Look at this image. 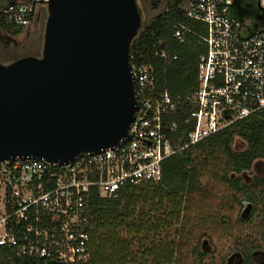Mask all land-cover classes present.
<instances>
[{"label":"built area","instance_id":"1","mask_svg":"<svg viewBox=\"0 0 264 264\" xmlns=\"http://www.w3.org/2000/svg\"><path fill=\"white\" fill-rule=\"evenodd\" d=\"M47 1L9 4L5 21L25 26ZM258 1L264 11V0ZM233 2L184 0L178 7L200 27L178 23L174 40L185 44L191 37L203 48L188 95L157 87L149 60L177 58L174 49L163 47L166 39L145 53L131 52L138 111L129 138L118 146L82 153L67 164L36 157L0 160V246L31 264L86 261L93 193L110 198L124 187L158 182L165 159L264 109V22L253 28L233 16Z\"/></svg>","mask_w":264,"mask_h":264},{"label":"trees","instance_id":"2","mask_svg":"<svg viewBox=\"0 0 264 264\" xmlns=\"http://www.w3.org/2000/svg\"><path fill=\"white\" fill-rule=\"evenodd\" d=\"M231 14L242 21L250 16L253 28L264 22V11L257 7V0H236ZM1 21L5 32L22 31L7 23L5 17ZM178 23L200 27L181 9L171 7L139 29L131 52L145 53L153 44L160 45L159 39H166L163 47L174 49L177 58L149 60L158 78L156 84L172 96H185L195 89L196 66L203 48L195 46L191 37L185 44L177 43L173 31ZM259 161L264 162V109L165 159L158 182L127 186L110 198L93 193L85 226L90 238L89 257L72 264H201L208 251L197 244L188 250V239L193 234L187 228L188 216L194 208L203 209L211 189L227 187L240 207L243 200L250 202L252 213L264 225V174L245 180V174ZM211 215V226H215L214 221L223 214ZM201 221L206 222L205 216ZM251 249L252 245L245 246L244 264H253ZM9 263L32 261L18 258L12 249L0 246V264Z\"/></svg>","mask_w":264,"mask_h":264},{"label":"water","instance_id":"3","mask_svg":"<svg viewBox=\"0 0 264 264\" xmlns=\"http://www.w3.org/2000/svg\"><path fill=\"white\" fill-rule=\"evenodd\" d=\"M46 11L41 54L0 61V160L67 164L118 146L135 121V0H48Z\"/></svg>","mask_w":264,"mask_h":264},{"label":"rangeland","instance_id":"4","mask_svg":"<svg viewBox=\"0 0 264 264\" xmlns=\"http://www.w3.org/2000/svg\"><path fill=\"white\" fill-rule=\"evenodd\" d=\"M151 15H143L144 23L148 22ZM44 27L40 28L38 37L34 35L33 43L25 48L5 51L3 43L0 41V61L8 63L26 54L41 53ZM32 35L33 32L30 36ZM18 37L21 38L22 34ZM260 173L264 174L263 161L256 162L253 169L245 174V178H253ZM229 191L230 189L222 186L211 189L209 196L203 201L205 204L203 209L194 208L188 216L187 228H191L193 232L188 239V250L197 244L202 250L208 251L201 264H227L228 258L239 251L238 246L243 240L246 242L244 245L246 247L257 244L260 249L264 250V225L258 222L257 214L252 213L253 205H250L247 200H243L242 207H240L238 202L231 197ZM260 203L262 205V202ZM261 205L258 204V208ZM212 213L223 214L218 217L217 221H214L215 226H211ZM204 216L206 222H199L200 218ZM236 260L237 258H234L233 262L236 263Z\"/></svg>","mask_w":264,"mask_h":264},{"label":"flooded vegetation","instance_id":"5","mask_svg":"<svg viewBox=\"0 0 264 264\" xmlns=\"http://www.w3.org/2000/svg\"><path fill=\"white\" fill-rule=\"evenodd\" d=\"M26 1L28 0H0V41L3 43V48L5 49V51H10V49H18L23 47L25 48L28 45L32 44L34 41V37H38V32L40 31V28L44 27L47 11L44 6H39V8L34 12L29 23L25 26H21L22 31L19 34L8 33L2 29L1 19L5 17V8L9 4L22 3ZM135 2L137 4V8L141 18V27H143L147 25L151 21V19L154 18L156 15L165 12L171 7L181 6L184 0H135ZM144 14H152L147 23H144L143 21ZM31 32H33L32 36H30ZM20 34H22L21 38L18 37ZM40 54L41 53L33 55L39 56ZM245 180H247V178H245ZM238 250V252L232 254L228 258L227 264H244L246 262L247 254L245 246L243 244L239 245ZM249 257L253 264H264V250L260 249V246L257 244L252 245ZM234 258H237L236 263L233 262Z\"/></svg>","mask_w":264,"mask_h":264}]
</instances>
